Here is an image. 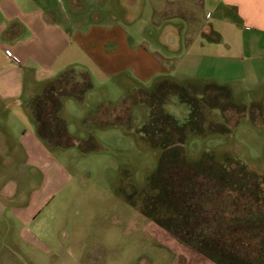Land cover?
<instances>
[{"label": "rangeland", "instance_id": "obj_1", "mask_svg": "<svg viewBox=\"0 0 264 264\" xmlns=\"http://www.w3.org/2000/svg\"><path fill=\"white\" fill-rule=\"evenodd\" d=\"M136 12L133 6L129 25L141 9ZM194 57L188 71L214 68L208 55ZM226 63L223 69L234 75L235 61ZM57 76L25 81L19 104L0 106V235L6 237L0 248L8 241L20 264H258L264 200L184 174L141 128L152 131L149 115L159 110L185 123L198 109V127L187 121L182 132L185 157L209 151L235 172V186L251 182L249 175L264 180L263 85L235 96V83L225 91L214 79L181 85L112 77L88 79L84 90L76 77L67 87ZM73 88L77 97L66 96ZM53 90L61 101L55 114L74 137L63 146H49L38 136L29 111ZM154 128V138L168 134L158 121ZM163 180L168 207L162 208L151 186Z\"/></svg>", "mask_w": 264, "mask_h": 264}, {"label": "crops", "instance_id": "obj_2", "mask_svg": "<svg viewBox=\"0 0 264 264\" xmlns=\"http://www.w3.org/2000/svg\"><path fill=\"white\" fill-rule=\"evenodd\" d=\"M133 6L141 13L129 25ZM195 55L213 58L214 68L188 71ZM232 61L234 75L223 69ZM70 67L90 81L214 79L225 89L235 83L236 96L264 86V0H0L1 108L19 104L25 81ZM9 246L0 248V264H20Z\"/></svg>", "mask_w": 264, "mask_h": 264}, {"label": "trees", "instance_id": "obj_3", "mask_svg": "<svg viewBox=\"0 0 264 264\" xmlns=\"http://www.w3.org/2000/svg\"><path fill=\"white\" fill-rule=\"evenodd\" d=\"M76 71V72H75ZM79 72V73H78ZM85 74L84 71L81 69H76V67H70L60 73H58L57 78L60 79L64 86L70 87L71 81L74 77L77 79H74L75 81L81 80L82 81V87L81 89H88L90 87V81H88V78H81L79 75ZM158 85V84H157ZM156 85V86H157ZM214 86L223 88L225 91V87L222 85H216ZM74 89V88H73ZM156 91L158 90L155 87ZM79 89L71 90V93L66 96L72 97L73 95H77ZM73 96V97H74ZM227 96V95H226ZM77 97V96H75ZM186 101L187 100H182ZM33 102V101H32ZM54 102V103H53ZM31 103V102H30ZM61 104V101L57 99L54 95V90L50 97L48 98H42L36 105L35 108H33L31 105H29V111H31V114L35 121L38 123V127H36V131L38 136L45 140L46 143L50 146H63L69 144L66 141H71L74 139L72 135H70L64 124V120L61 115L55 114V109H59ZM31 108V110H30ZM196 109V108H195ZM197 110L191 109L190 116L187 117V120L181 123H176L175 119H173L172 115L167 112H159L156 116V114L153 115L150 114V120L149 123L153 127L152 131L147 130V126L144 128H141L144 133L147 131L148 135V143H150L153 146H158L161 149V156L168 155L167 159H172L176 163H180L179 168H181L185 173L187 174L189 172H192L194 175L199 177V180H208V181H215L217 183H221V185H224L225 187H231L234 191H237L238 194L241 196H248L250 198H257L261 201L264 200V180H262V175L257 177L258 175H249L252 177V181L248 184L237 182L235 186V172L232 169L227 168L224 164L216 162V160L213 158L212 154L209 151L204 150L198 158L195 159H187L185 157L184 148H183V134L188 126L187 121H190L194 128H196V124L194 123V120L197 121ZM199 111V110H198ZM188 113V114H189ZM154 116V117H153ZM157 121L163 125L165 130H168V134L164 133L161 136L154 138L152 134H154L155 128L154 125H157ZM146 124V123H145ZM144 124V125H145ZM153 124V125H152ZM198 127V126H197ZM180 133L182 134L180 139H173L175 138V134ZM151 135V136H150ZM177 143V144H176ZM171 160V161H172ZM241 169L244 171L243 173L248 172L244 169L243 165L241 166ZM155 173H153V176ZM175 176V174H174ZM187 177V176H185ZM261 177V178H260ZM168 182L166 180H163L162 183H158V185L154 184L151 186V192L154 191L152 194L153 198H156L155 203L159 205V207H168V200H165L166 195L164 190H168V188L165 186ZM182 181H178L175 186L181 187ZM234 184V185H233ZM233 185V186H232ZM163 187V188H162ZM155 189H158L155 190ZM162 189V190H161ZM157 194H156V193ZM150 216V215H147ZM258 264H264V248L259 253V259Z\"/></svg>", "mask_w": 264, "mask_h": 264}, {"label": "built area", "instance_id": "obj_4", "mask_svg": "<svg viewBox=\"0 0 264 264\" xmlns=\"http://www.w3.org/2000/svg\"><path fill=\"white\" fill-rule=\"evenodd\" d=\"M5 53H6V54H9V51L6 49V50H5Z\"/></svg>", "mask_w": 264, "mask_h": 264}]
</instances>
